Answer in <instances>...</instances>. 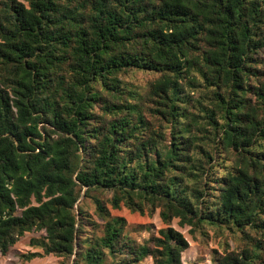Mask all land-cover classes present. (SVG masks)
Listing matches in <instances>:
<instances>
[{
	"label": "trees",
	"instance_id": "1",
	"mask_svg": "<svg viewBox=\"0 0 264 264\" xmlns=\"http://www.w3.org/2000/svg\"><path fill=\"white\" fill-rule=\"evenodd\" d=\"M174 220L264 264V0H0V255L182 264Z\"/></svg>",
	"mask_w": 264,
	"mask_h": 264
},
{
	"label": "rangeland",
	"instance_id": "2",
	"mask_svg": "<svg viewBox=\"0 0 264 264\" xmlns=\"http://www.w3.org/2000/svg\"><path fill=\"white\" fill-rule=\"evenodd\" d=\"M108 197L109 194L106 193L102 200L104 201ZM106 207L111 215L125 220L129 236L136 244H145L150 237L157 236L158 231L165 228L160 222L157 212L152 216H141L137 213H130L124 208L112 210L109 206ZM170 227L182 234L188 244L187 249L181 254L182 264H218V259L224 255L220 237L215 236L212 232H209L208 237L204 239H193L188 232V228L179 227L176 220L172 221ZM40 235L41 233L39 232L24 234L9 249L6 255H0V264H69L65 260L52 255H41L30 261H24L23 255L29 253L41 254L40 250L31 247L29 244L30 239L37 238ZM228 244L229 249L227 252H232L234 246L231 241H228ZM142 264H150V260L146 259Z\"/></svg>",
	"mask_w": 264,
	"mask_h": 264
}]
</instances>
